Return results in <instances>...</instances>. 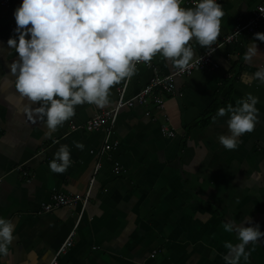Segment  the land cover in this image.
Here are the masks:
<instances>
[{
  "label": "crops",
  "instance_id": "obj_1",
  "mask_svg": "<svg viewBox=\"0 0 264 264\" xmlns=\"http://www.w3.org/2000/svg\"><path fill=\"white\" fill-rule=\"evenodd\" d=\"M263 1L221 0L225 15L219 37L245 21ZM20 2L11 0L0 8V48L7 49V39L15 35L13 11ZM254 39L246 35L241 43L217 51L216 68L177 78L176 93L162 95L161 111L151 102L119 111L112 137L118 144L101 160L81 215L80 204L48 213L39 209L53 191L84 197L103 133L70 125L113 107L125 80L113 86L106 106H76L74 117L49 136L46 125L25 111L29 102L8 74L14 54L0 55V216L16 224L15 239L9 253L0 256V264H52L54 259V264H225V242H238L235 233L224 230L226 221L239 222L248 215L264 232V83L254 78L264 66V41L255 39L259 52L248 60ZM191 46L195 58L203 47L195 41ZM151 62L161 72L175 66L159 54ZM152 73L138 65L126 96L148 83ZM222 78L230 80L226 108L249 92L259 98L256 126L239 138L235 149L219 142V135L229 132L227 115L215 116L205 126L195 124L218 99ZM147 109L151 116L145 115ZM164 115L171 136L160 129ZM61 144L69 146L72 163L56 173L49 162ZM114 160L125 167L124 174L112 173ZM70 233L72 245L59 252ZM246 250L249 259L241 258V264H264V237Z\"/></svg>",
  "mask_w": 264,
  "mask_h": 264
},
{
  "label": "clouds",
  "instance_id": "obj_2",
  "mask_svg": "<svg viewBox=\"0 0 264 264\" xmlns=\"http://www.w3.org/2000/svg\"><path fill=\"white\" fill-rule=\"evenodd\" d=\"M183 4L184 0H21L13 11L15 35L7 39V49L0 48V55L14 54L8 74L29 102L25 111L42 121L51 136L74 117L76 106H106L113 86L135 75L139 62H150L159 54L186 68L194 57L192 41L213 52L225 15L222 5L218 0ZM254 37L264 41V32ZM255 39L247 50L248 60L259 52ZM254 78L264 83V66ZM258 102L249 92L235 106L218 109V117L227 115L229 132L219 135L225 148L235 149L239 138L254 130ZM75 146L85 147L82 142ZM71 163L69 146L61 144L49 167L63 173ZM223 228L238 239L235 244L225 242V264L247 261V246L264 237L248 215L239 222L226 221ZM15 230L11 218L0 216V256L9 253Z\"/></svg>",
  "mask_w": 264,
  "mask_h": 264
},
{
  "label": "built area",
  "instance_id": "obj_3",
  "mask_svg": "<svg viewBox=\"0 0 264 264\" xmlns=\"http://www.w3.org/2000/svg\"><path fill=\"white\" fill-rule=\"evenodd\" d=\"M11 0H0V8L9 5ZM221 3V0H218ZM192 0H184L183 6H191ZM264 31V1L258 4L250 13L249 17L242 22L237 23L234 28L219 37L214 43V51L208 53L209 49L203 47L200 53L193 58L190 65L186 68H178L174 66L171 72H161L155 64L150 62H139L137 64H144L152 70V78L148 83H146L140 90L131 96H126V87L129 79H125L123 85L117 90V98L113 107L109 109H102L96 112L92 117L85 120L83 123H72L70 125L71 129H79L84 131H101L103 133V140L100 148L96 151L97 160L92 168V175L88 182V187L83 198L72 193H67L63 191H53L50 193L48 199L41 203L39 212L48 213L59 207H75L80 204V215L83 213L85 205L87 203V197L94 183L95 175L98 173L101 167V160L110 155V152L117 146L118 142L114 140V126L118 116V113L123 108H133L135 106L146 107L149 102L151 106L156 110L161 111L164 107L163 104V93L175 94V80L177 78L188 76L194 70L197 69H209L216 68L218 64L214 59V54L222 48L229 47L235 43H241L242 37L246 35L254 36L256 32ZM146 116H151V110L147 109L145 111ZM153 116V115H152ZM166 121L168 117L163 116V122L160 123V129L163 133L167 135H173V130L167 126ZM112 173L114 175H122L126 172V169L118 161H112ZM23 174H26L25 172ZM72 233L68 235L65 241L62 243L59 252L65 250L66 247L72 245ZM58 252V253H59ZM55 263V259L52 264Z\"/></svg>",
  "mask_w": 264,
  "mask_h": 264
},
{
  "label": "trees",
  "instance_id": "obj_4",
  "mask_svg": "<svg viewBox=\"0 0 264 264\" xmlns=\"http://www.w3.org/2000/svg\"><path fill=\"white\" fill-rule=\"evenodd\" d=\"M223 79V86L221 88V93L218 95V99L216 102H213L206 111L201 115V119H199L197 122H195L196 125L201 124V126H205L210 120H212L215 116H217L218 109L220 107H225L227 105L228 98L230 96V80ZM222 96L223 99H220L219 97ZM190 128V127H188ZM189 132V129H187L184 133L182 143H180V147H183L185 144V139L187 137V134Z\"/></svg>",
  "mask_w": 264,
  "mask_h": 264
}]
</instances>
